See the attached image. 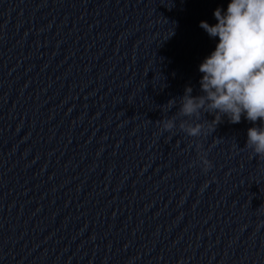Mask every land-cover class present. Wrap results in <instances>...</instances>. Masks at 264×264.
Returning <instances> with one entry per match:
<instances>
[{"label":"water","instance_id":"1","mask_svg":"<svg viewBox=\"0 0 264 264\" xmlns=\"http://www.w3.org/2000/svg\"><path fill=\"white\" fill-rule=\"evenodd\" d=\"M229 2L0 0V264H264V125L158 123Z\"/></svg>","mask_w":264,"mask_h":264},{"label":"clouds","instance_id":"2","mask_svg":"<svg viewBox=\"0 0 264 264\" xmlns=\"http://www.w3.org/2000/svg\"><path fill=\"white\" fill-rule=\"evenodd\" d=\"M213 15L214 25L199 24L210 38H218L214 51L199 65L200 94L194 96L187 86L182 97L170 100L167 110L177 104L179 108L174 116L158 121L162 132L178 128L189 137H200L205 125L189 121H199L205 113L214 115L212 132L224 118L231 124L243 117L264 125V0H230L226 11L217 8ZM245 147L264 159V126L247 130ZM200 164L204 173L213 166L206 154L200 156Z\"/></svg>","mask_w":264,"mask_h":264}]
</instances>
